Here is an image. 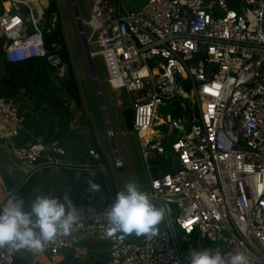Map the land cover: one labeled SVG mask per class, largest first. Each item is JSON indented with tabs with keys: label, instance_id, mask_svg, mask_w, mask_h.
<instances>
[{
	"label": "built area",
	"instance_id": "built-area-1",
	"mask_svg": "<svg viewBox=\"0 0 264 264\" xmlns=\"http://www.w3.org/2000/svg\"><path fill=\"white\" fill-rule=\"evenodd\" d=\"M89 2L87 19L80 20L89 28L84 32L88 47H95L89 48L90 58L100 56L106 72L102 80L97 75L93 80L133 94L129 133L137 139L144 165L162 159L170 168L151 179L146 191L165 209L164 226L155 237L121 238L110 233L105 215L114 199L102 202L89 192L73 202L79 219L70 234L57 236L42 251L0 247V264H16L20 256L28 257L27 264H57L64 251L74 260L84 259L96 243L105 245V264H187L189 250L203 248L219 251L226 260L244 252L250 264H264V0H147L135 10L123 0ZM0 3L5 59L46 58L55 69L52 79L62 77L64 65L44 45V9L39 13L32 0ZM96 95H102L100 86ZM25 100L23 92L0 96V140L9 141L24 127L20 108ZM163 107L168 108L164 115ZM42 108L51 111L46 103ZM159 129L167 135H158ZM106 134L114 167L121 169L110 125ZM88 143L64 146L50 139L12 146L9 167L26 164L24 181L42 169L78 166L98 167L109 179L100 163H91L101 154ZM84 153L89 161L80 163ZM165 195L179 197L166 201ZM169 203L178 215H172Z\"/></svg>",
	"mask_w": 264,
	"mask_h": 264
},
{
	"label": "clouds",
	"instance_id": "clouds-1",
	"mask_svg": "<svg viewBox=\"0 0 264 264\" xmlns=\"http://www.w3.org/2000/svg\"><path fill=\"white\" fill-rule=\"evenodd\" d=\"M99 187L90 181L91 190L99 191ZM105 215L110 233H120L121 238L155 237L165 219V209L156 206L135 182H129L117 191ZM78 219V207L69 195L61 199L36 194L26 208L23 198L0 194V247L42 251L57 236L70 234ZM187 264H250V260L244 252H235L226 260L219 251L203 248L190 249Z\"/></svg>",
	"mask_w": 264,
	"mask_h": 264
},
{
	"label": "crops",
	"instance_id": "crops-1",
	"mask_svg": "<svg viewBox=\"0 0 264 264\" xmlns=\"http://www.w3.org/2000/svg\"><path fill=\"white\" fill-rule=\"evenodd\" d=\"M65 42H66V40H65ZM74 75H75V72H74ZM75 78H76V75H75ZM53 81L56 82L54 87H57L58 86L57 79H53ZM54 82H53V84H54ZM76 82H77V78H76ZM77 86H78V82H77ZM108 88H109V86H108ZM78 90H79V88H78ZM110 91L116 92V91H112L111 89H110ZM79 95H80V92H79ZM26 98H27V100L24 101V104H22L21 108H20L26 117L24 127L22 128V130L20 131V133L16 137L11 138L9 141L8 140H0V179L3 182L5 192H9L13 188H17V191L20 190V188L31 177H34V181H33V184L31 186V190H30L29 195H28L29 201L34 199L36 194H39V195L54 196V197L61 198V199L65 196L69 195V198L72 202H77V201H80L89 192L96 193V195L98 196V198L102 202H109V201H111V199H115V195H116L117 191H120V189L117 188V186L114 183V180L113 179L111 180V176L108 174L107 168L105 167L104 161L106 159H109V157L107 156V153L103 150V148H101L99 140L96 138L93 126L91 125L92 120L89 117L88 113L83 109L81 95H80V106L79 107L76 106L75 102L72 99L66 97L68 99L67 100L68 103H70V107H71L70 111H71V115H72V120L70 122V132L75 137V139L70 144H73L77 140H80L82 142V144L89 142L88 144L90 146H92L94 149H96L101 154V158L99 161H100V164L105 168L107 174L109 175L108 181L103 176L104 172L101 174L102 171L98 167L85 169L81 166L67 167V168L63 169L61 172H57V171H54L52 169H42L45 171H44V173H42L41 178H38V182H35V180L37 179V172H39L41 170L34 172L33 174H31L28 177V179L26 181H24V178H25L26 174L28 173V170H27V172H25V174L22 177L23 178L22 179L23 184H22V181L20 183L15 182L9 176L6 178L4 177V175L10 171V167H9L10 164H12L14 162L10 147L27 145V144L35 142V141L50 140L49 139V128L51 126L50 115L48 113H46V110H44L42 108V106L39 105V103L31 100L27 94H26ZM29 103H32V105H34V106L29 105ZM102 103L103 102H101L100 104H101V107L103 109L104 118H105V127H106L107 125H109V123H108L107 117L105 116L106 108L104 105H102ZM118 103H120V102H118ZM35 104H37V107H35ZM128 109H131V107ZM125 110H127V109H125ZM125 110H123V112ZM81 130L85 133V136L83 138L78 136V133ZM167 132L168 131L165 129H159V132H157V134L165 137V135H167ZM131 135H133V134H131ZM137 144H138V142H137ZM114 145H115V142H114ZM114 148H115L116 153L122 157L123 167L119 170H123L124 166L126 165V158L120 153L119 149L116 148V146ZM138 148H139V146H138ZM102 151L104 152L106 159H104L105 156H104ZM112 153H113V157H115V152L113 150H112ZM140 158H141L142 167L144 168V170L148 174L149 178H148L146 185H144V186L138 185V186L143 191L146 192L149 190V182L151 180L149 169L151 167H164V166L167 168H169V167H168V163L166 161L165 162L167 163V165L162 164V161H164V160L156 159V160L150 162L149 167L147 168L144 165V160L142 159L141 155H140ZM91 160H92L91 163L94 164L93 161H95V160H93V159H91ZM88 161H89V157L85 153H84L83 157L79 160L80 163L81 162L87 163ZM108 161H109V163H111L110 159ZM106 162H107V160H106ZM22 164H24V163L18 162V164H16V168L20 167ZM111 167H112V165H110L109 168L112 169ZM113 167H114V164H113ZM115 169H117V168H115ZM90 171H91V174H89V175L87 174L86 176H84L83 172H89L90 173ZM95 173L97 174V176H95ZM90 181L95 182L100 186L99 191L91 190ZM17 185H19V188ZM163 224H164V221L161 223V225L159 227H163L164 226ZM126 237L131 239V240H137L140 236L137 237L135 235H129ZM104 246H105L104 243L93 244L91 247L92 250L88 253L87 257L84 259H79V260H74L69 254L63 253V255L58 257V259H56L57 264H64V263L65 264H105L107 254H106V251H104L105 250ZM27 261H28L27 256H20L17 259L16 264H27Z\"/></svg>",
	"mask_w": 264,
	"mask_h": 264
},
{
	"label": "rangeland",
	"instance_id": "rangeland-1",
	"mask_svg": "<svg viewBox=\"0 0 264 264\" xmlns=\"http://www.w3.org/2000/svg\"><path fill=\"white\" fill-rule=\"evenodd\" d=\"M146 1L147 0H123L127 8L131 10L142 8ZM55 2L58 7V15L53 14V16L49 18V20L50 22L55 23L59 17V23H61L62 31L64 32L63 35L65 34L64 39L66 40V46L71 59V64L77 78L83 109L91 118V125L93 126L96 138L99 140L101 148H103V150L107 153V156L111 161V163H109V159H106V156L102 151L105 156L104 159H106L108 162L107 163L106 160L104 161L108 174L111 176V180H114L115 185L120 190H122L124 186L129 182H135L137 185L144 186L146 185L149 176L142 167L137 139L134 135H131L129 133L123 114V110L130 108L131 97L133 96V94L127 93L125 91H121L120 93L111 92L105 82H94L90 66H93L95 73H97V77L99 79H103V77H105L106 75L103 60L100 56L94 58L86 56L85 48L83 45V40H85L86 37L85 35H82L80 33L75 10L71 0H55ZM75 3L79 17L81 19H87L90 9L89 0H75ZM14 7L20 8L21 5L14 3ZM83 30V32H85L86 34L89 33L88 27H83ZM89 48L90 50L95 51V47L93 45H89ZM96 85L98 87L100 86V91L102 93L100 98L96 95ZM101 102H103L102 105H104L106 108L105 116L108 119V123L113 132L116 133L114 137L115 146L126 158V165L124 166L123 170L115 169L113 167L114 157L112 153V143L111 139L105 133V118L103 109L100 104ZM167 110L168 108L163 107L161 113L164 115L167 113ZM162 164L167 165L165 161H162ZM110 165H112V169L109 168ZM44 171L45 170H41L37 172V179L35 180V182H38V178H41V175L42 173H44ZM83 173L84 176H86L87 174H91V171L90 173ZM102 173L103 172H101V174ZM95 176H97L96 173ZM103 176L107 179V175L105 173H103ZM31 186L32 184L30 183V187ZM153 203L158 207H162L160 203ZM179 240L182 243V240ZM64 253L68 254L67 251H64ZM107 259L108 256H106V260Z\"/></svg>",
	"mask_w": 264,
	"mask_h": 264
},
{
	"label": "trees",
	"instance_id": "trees-1",
	"mask_svg": "<svg viewBox=\"0 0 264 264\" xmlns=\"http://www.w3.org/2000/svg\"><path fill=\"white\" fill-rule=\"evenodd\" d=\"M2 10L0 3V13ZM53 14L58 15V7L55 0H49V5L44 9L46 22L43 41L48 52L57 55L65 67L64 75L57 77L58 86H53L54 81L51 74L55 69L46 58H32L18 63H10L5 59L3 51H0V96L12 98L23 92L40 106L44 103L48 104L51 109L50 112L46 111L51 118L49 139H56L60 145L67 146L75 137L70 132L71 111L65 105L63 98L72 99L79 107L80 95L59 17L53 25L49 20ZM123 114L126 126L128 130H131L133 111L127 109ZM56 117L58 118L57 125L54 123ZM56 127L57 132H55ZM33 181L34 177H31L15 193L19 198L25 200L26 208L30 204L28 195L31 190L30 183L33 184Z\"/></svg>",
	"mask_w": 264,
	"mask_h": 264
},
{
	"label": "water",
	"instance_id": "water-1",
	"mask_svg": "<svg viewBox=\"0 0 264 264\" xmlns=\"http://www.w3.org/2000/svg\"><path fill=\"white\" fill-rule=\"evenodd\" d=\"M72 2V5L74 7V10H75V15H76V19H77V23L79 25V30H80V33L82 35H85L84 34V30H83V25L81 23V20H80V17H79V14H78V10H77V7H76V3H75V0H71ZM49 5V0H46V5L43 7V9H45L47 6ZM3 41H4V38H0V51H2V44H3ZM83 45H84V48H85V52H86V56H89L90 57V54H89V47L87 45V42H86V39L83 40ZM90 60V59H89ZM91 73H92V76L93 78H95L96 76V73L94 71V68L93 66L91 65ZM96 87H98L96 85ZM29 105H32V103H29ZM34 106V105H32ZM35 107H37V104H35ZM176 136V130L173 129L172 131V134H171V137H175ZM95 164H99L100 161L99 160H95L93 161ZM28 170V166L26 164H22L20 167L16 168V167H13L12 169H10V171L4 175V177H10L12 178L15 182L17 183H20L22 181V177L23 175L25 174V172H27ZM168 171L167 167H151L149 169V173H150V176H151V179H156L158 178L159 176H162L164 174H166ZM19 187V185H17ZM179 197V195H165L163 196L162 198L166 201H173L175 199H177ZM169 207H170V210H171V213L172 215H178L179 213V210L177 208V206L173 203H169Z\"/></svg>",
	"mask_w": 264,
	"mask_h": 264
},
{
	"label": "bare ground",
	"instance_id": "bare-ground-1",
	"mask_svg": "<svg viewBox=\"0 0 264 264\" xmlns=\"http://www.w3.org/2000/svg\"><path fill=\"white\" fill-rule=\"evenodd\" d=\"M32 1L36 2V8H37V11L38 12H40V8L41 7H44L46 5V0H36V1L35 0H32ZM6 6H8V3H6ZM6 193L7 192H5L3 182L0 179V194H5L6 195Z\"/></svg>",
	"mask_w": 264,
	"mask_h": 264
}]
</instances>
